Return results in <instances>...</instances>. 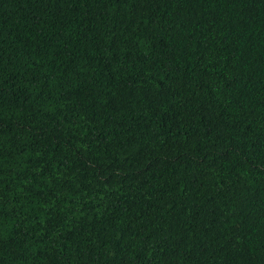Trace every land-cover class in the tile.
I'll use <instances>...</instances> for the list:
<instances>
[{"label":"trees","instance_id":"obj_1","mask_svg":"<svg viewBox=\"0 0 264 264\" xmlns=\"http://www.w3.org/2000/svg\"><path fill=\"white\" fill-rule=\"evenodd\" d=\"M263 60L264 0H0V264H264Z\"/></svg>","mask_w":264,"mask_h":264},{"label":"bare ground","instance_id":"obj_2","mask_svg":"<svg viewBox=\"0 0 264 264\" xmlns=\"http://www.w3.org/2000/svg\"><path fill=\"white\" fill-rule=\"evenodd\" d=\"M244 60H245V59H244ZM251 60H252V59H251ZM251 60H250V61H251ZM263 61H264V60H263ZM258 64H259V63H258ZM248 70H249V69H248ZM209 81H210V80H209ZM200 84H201V83H200ZM210 84H211V83H210ZM201 86H203V85H201ZM208 86H209V85H208Z\"/></svg>","mask_w":264,"mask_h":264}]
</instances>
